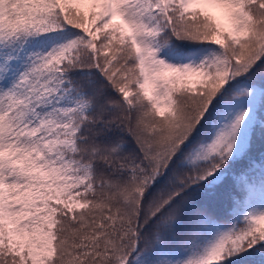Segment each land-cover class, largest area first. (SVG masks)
Listing matches in <instances>:
<instances>
[{
    "label": "snow or ice",
    "instance_id": "6c2138e0",
    "mask_svg": "<svg viewBox=\"0 0 264 264\" xmlns=\"http://www.w3.org/2000/svg\"><path fill=\"white\" fill-rule=\"evenodd\" d=\"M0 264H264V0H0Z\"/></svg>",
    "mask_w": 264,
    "mask_h": 264
}]
</instances>
